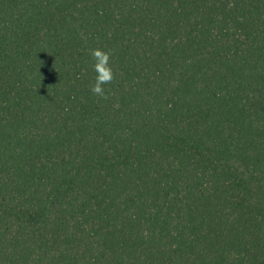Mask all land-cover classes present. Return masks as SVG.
<instances>
[{"label": "trees", "instance_id": "16d2710c", "mask_svg": "<svg viewBox=\"0 0 264 264\" xmlns=\"http://www.w3.org/2000/svg\"><path fill=\"white\" fill-rule=\"evenodd\" d=\"M0 264H264V0H0Z\"/></svg>", "mask_w": 264, "mask_h": 264}, {"label": "clouds", "instance_id": "9594fccd", "mask_svg": "<svg viewBox=\"0 0 264 264\" xmlns=\"http://www.w3.org/2000/svg\"><path fill=\"white\" fill-rule=\"evenodd\" d=\"M94 63V71L97 73L95 83L91 86V93L100 98L107 100L108 95L105 90V85H110L115 81V72L111 66V53L103 49L95 48L89 50Z\"/></svg>", "mask_w": 264, "mask_h": 264}]
</instances>
